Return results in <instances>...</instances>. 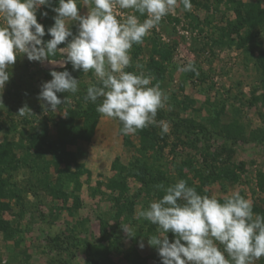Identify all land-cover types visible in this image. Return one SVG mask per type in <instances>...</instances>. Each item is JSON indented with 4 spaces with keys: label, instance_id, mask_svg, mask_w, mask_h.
Returning a JSON list of instances; mask_svg holds the SVG:
<instances>
[{
    "label": "rangeland",
    "instance_id": "obj_1",
    "mask_svg": "<svg viewBox=\"0 0 264 264\" xmlns=\"http://www.w3.org/2000/svg\"><path fill=\"white\" fill-rule=\"evenodd\" d=\"M191 2V11H185L178 0L175 11L142 44L133 45L132 67L126 69L150 74L152 84L158 82L168 95L156 117L169 123L163 136L156 126L120 134L118 119L96 111L101 100L84 101L87 87L96 82L91 71L74 76L80 81L76 94H57L68 103L45 110L37 99L41 85L60 67L50 61L59 63L64 54L58 51L44 62L17 57L0 90V158L12 168L11 177L1 176L7 183L0 187V264H161L157 248L148 244V237L160 233L139 212L164 195L156 185L179 179L221 200L238 191L253 202L254 213L264 215V69L256 63L260 49L264 52V0H241L260 5L253 28L244 22L235 26L237 15L227 0ZM77 5L81 15L92 6L90 0ZM36 15L45 27L44 41L51 39L47 29L56 14L41 6ZM238 15L247 17L243 10ZM67 23L76 33L78 22ZM189 61L198 74L179 70ZM25 104L33 115L20 117ZM68 110L80 116L73 118ZM62 119L73 138L65 150L76 154L69 168L64 161L58 165V151L48 148ZM91 121L87 140L82 131ZM141 133L151 139L147 148ZM131 164L146 184L122 168ZM74 177L78 181L72 182ZM124 225L135 237L123 231ZM101 227L109 242L101 240ZM168 238L174 239L171 232ZM254 264H264V257Z\"/></svg>",
    "mask_w": 264,
    "mask_h": 264
},
{
    "label": "clouds",
    "instance_id": "obj_2",
    "mask_svg": "<svg viewBox=\"0 0 264 264\" xmlns=\"http://www.w3.org/2000/svg\"><path fill=\"white\" fill-rule=\"evenodd\" d=\"M91 8L81 15L77 0H0V90L10 80L11 67L20 54L29 61L44 62L59 51L64 59L52 64L73 71L92 72L95 83L87 87L84 101L101 103L96 111L118 119L120 134H135L149 126L170 131L167 121L157 120L168 95L153 77L127 71L132 67L131 49L142 44L151 30L161 25L163 18L173 13L178 0H90ZM85 4L89 0H84ZM185 11H191V0H179ZM41 6L51 8L56 15L47 29L51 39L44 41L45 27L37 20ZM119 10H133L121 14ZM135 13H138L136 15ZM47 16V11L41 13ZM140 16H146L141 21ZM68 21L78 22L73 33ZM68 38H71L70 40ZM67 42L66 47L58 45ZM136 67L142 68V65ZM198 74L195 63L189 61L179 69ZM51 80L42 83L37 99L45 110L56 111L68 98L58 93L76 94L80 81L68 70L51 71ZM0 91V93H2ZM0 105H3L0 100ZM20 117L33 115L25 104L18 110ZM164 195L153 200L139 212V217L157 226L160 235L148 237V244L157 248L161 264H254L264 257V215L254 213L253 202L234 191L222 200L216 195H202L183 179L165 187L155 186ZM130 237L135 234L127 225L121 226ZM174 236L172 241L168 233ZM222 246V247H221ZM143 248V243H140Z\"/></svg>",
    "mask_w": 264,
    "mask_h": 264
},
{
    "label": "trees",
    "instance_id": "obj_3",
    "mask_svg": "<svg viewBox=\"0 0 264 264\" xmlns=\"http://www.w3.org/2000/svg\"><path fill=\"white\" fill-rule=\"evenodd\" d=\"M219 1V0H218ZM228 1V3L231 5V7H232V9H233V11H234V13L237 15V18H235V20H234V22L236 23V25L235 26H238V27H242V24H243V22H244V24L245 23H248V24H250V28H253L254 27V25L256 24V22H257V18L259 19V11H260V5H259V3H252V2H249V3H243V2H241V0H227ZM242 7L244 8V9H242ZM244 11L245 13H246V15H247V17H245V18H243V19H241V17L238 15L241 11ZM260 12H262L263 14H264V11H260ZM231 26V25H230ZM234 26H232V28H233ZM238 27H237V29H238ZM232 30V29H231ZM233 31V30H232ZM248 34L250 35L251 33H249L248 32ZM69 39V38H68ZM70 40V39H69ZM67 42L68 41H65L64 43H62L61 45H64V46H67ZM259 54H260V57L256 60V63H257V65L261 68V69H264V52H262L261 51V49H260V52H259ZM58 56V54L56 53V55L55 56H50L51 58H56ZM58 71H64V70H68V71H70L71 73H72V75L73 76H79L80 74H81V72H82V70H76V71H73V69H72V65H71V63H68V64H66L65 65V67H58V69H57ZM92 106V105H91ZM91 106H90V108H91ZM72 111V114H71V117L73 116V118H78L79 116H80V114H78V113H76V112H74L73 110H68L67 111V113H70ZM94 122H96V120H94ZM90 124H84V129H83V131H82V136L83 137H86L87 138V140H89L90 138H91V136H92V134H93V129H94V125L92 124V121L91 122H89ZM67 125L69 126V123H67V120L66 121H64L63 119L62 120H60V121H58V124H57V126H56V130H57V137H56V140H54V142L52 143V144H50L49 145V149L51 150V151H58V155H59V157H58V165H59V163L60 162H65V165H66V168H69V166L71 165V162H73V160L75 159V156H76V154L74 153V152H72V151H67V150H65V145H66V143H68V142H66L67 140H70V139H73L72 137H70V136H67L66 135V127H67ZM140 136H141V140H140V142H141V145L143 146V147H149L150 145H151V143H150V140L151 139H149V138H147V137H145L144 135H142V133L140 134ZM44 140H45V138H44ZM125 142H126V139H125ZM60 147V149H58ZM6 157H7V155H6ZM3 158H5V157H3ZM3 158L1 157L0 158V187H1V185H3V184H6L7 182H6V180L7 179H2L1 178V176H2V173H8V174H10L9 176L11 177L12 176V173H10V171L12 170V168L10 167V168H8L7 166L8 165H6L5 163H4V160H3ZM114 168V167H113ZM122 168H124L128 173H130V174H132L133 173V176L134 175H136L137 176V178H138V180H140V181H142V182H144L143 180L144 179H142V177H140L141 176V173L139 172V173H137V171H134V168L137 170V168L135 167V164H131L130 166H124V167H122ZM143 173V175H145L146 174V172L144 173V172H142ZM9 177V178H10ZM72 179V182L73 181H78L77 180V178L76 177H74V179L73 178H71ZM147 181V180H146ZM146 181L144 182V184H146ZM121 182L122 181H117V187H119V188H122V184H121ZM148 182V181H147ZM116 184V183H115ZM187 184H191L190 183V180L187 182ZM76 186H77V188L79 187V184L76 182ZM122 190V189H121ZM100 233H102V238H101V240L102 241H107V242H109L110 241V239H109V237H108V233L103 229V227H101V229H100Z\"/></svg>",
    "mask_w": 264,
    "mask_h": 264
}]
</instances>
